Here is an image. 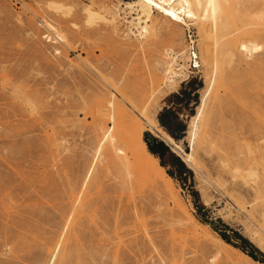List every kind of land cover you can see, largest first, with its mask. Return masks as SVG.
<instances>
[{"label":"rangeland","instance_id":"374dc122","mask_svg":"<svg viewBox=\"0 0 264 264\" xmlns=\"http://www.w3.org/2000/svg\"><path fill=\"white\" fill-rule=\"evenodd\" d=\"M138 1L0 0V264H264V21L209 71L193 23L144 33Z\"/></svg>","mask_w":264,"mask_h":264},{"label":"bare ground","instance_id":"6f19581e","mask_svg":"<svg viewBox=\"0 0 264 264\" xmlns=\"http://www.w3.org/2000/svg\"><path fill=\"white\" fill-rule=\"evenodd\" d=\"M242 2L241 0H152V2L149 3V0H139L137 7L141 10V15L138 18V22L141 23L144 21L145 27L143 30L144 33H147L148 23H153V12L154 8H156L158 14L170 22L182 23L186 27L189 23H193L200 37V55L205 69L209 70L212 67L217 70L220 61H225L226 59L231 60L233 58L235 45L239 42L235 35L240 29L251 28L253 23L256 22L255 20L259 21L262 19V21H264V0H255V3L250 6L244 5ZM54 9L61 10L62 7L55 5ZM168 13H172V15L170 16ZM87 14L90 19L93 20L95 14L91 9H87ZM238 23L241 24V28L238 26ZM59 39L63 41L64 37L60 35ZM238 48L241 53L243 52L250 56L259 54L263 51V48L253 41L242 42ZM235 49L237 50V48ZM175 75H177V73H175ZM101 105H103V103ZM102 107L104 108L103 110H105V107L113 108L114 104L107 103L106 106ZM103 114L107 115L106 113ZM199 115L201 116V114ZM91 116L93 117L94 114L91 113ZM197 119L198 118H195L192 122V130L190 132V137L194 140L198 134L195 123ZM95 122L103 124V121L100 119H95ZM104 136L106 138L109 137L107 134ZM109 142L112 153L109 158V163L115 167L117 160H120L122 161L123 168H127V165L130 166L129 163L127 164L128 159L126 158L127 156L124 150L122 148L120 149L114 143L113 137H110ZM183 158L185 162L192 164L191 155H185ZM127 172L128 170L126 169V173Z\"/></svg>","mask_w":264,"mask_h":264},{"label":"trees","instance_id":"16d2710c","mask_svg":"<svg viewBox=\"0 0 264 264\" xmlns=\"http://www.w3.org/2000/svg\"><path fill=\"white\" fill-rule=\"evenodd\" d=\"M174 116L172 114V112L170 111H165L163 114H160L159 116V120L162 126L164 127H169L171 124V122L166 120V117H171ZM171 121V120H170ZM180 129H183V126H179ZM172 136L176 137V132H172L171 133ZM170 136V135H169ZM171 137V136H170ZM172 138V137H171ZM146 142L148 143V147H149V151L150 153L156 158V159H160L161 161V167L165 169V167H168L167 164L164 163L163 161V156L164 154L169 152L168 147H166L162 142H158L157 140H154V145H152L151 142H149L148 140H146ZM175 164L173 166L177 167L178 169V174L179 176L186 174V171H188L184 165L183 162H181V160L178 157H175ZM167 174L171 177L174 178V174L169 170L167 172ZM235 237H237L239 240L242 241L243 245H247L249 247L250 250L245 249L244 246L238 247L241 251H243L245 254H247L250 258H252L254 261H258V258L256 256V252L253 250V247L249 244V242L243 238L239 233L234 232ZM221 238L229 244V240L227 239V237L225 235H221Z\"/></svg>","mask_w":264,"mask_h":264},{"label":"snow or ice","instance_id":"6c2138e0","mask_svg":"<svg viewBox=\"0 0 264 264\" xmlns=\"http://www.w3.org/2000/svg\"><path fill=\"white\" fill-rule=\"evenodd\" d=\"M151 2H152V0H149V3H151ZM168 15H170V16H171V15H172V13H168Z\"/></svg>","mask_w":264,"mask_h":264}]
</instances>
